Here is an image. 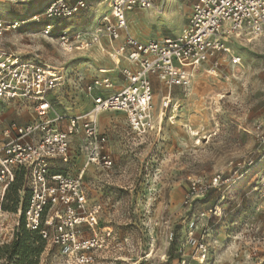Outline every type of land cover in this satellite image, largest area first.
Segmentation results:
<instances>
[{
  "label": "rangeland",
  "instance_id": "obj_1",
  "mask_svg": "<svg viewBox=\"0 0 264 264\" xmlns=\"http://www.w3.org/2000/svg\"><path fill=\"white\" fill-rule=\"evenodd\" d=\"M51 1L0 0V20L23 22L19 29L0 34V55L13 53L89 81L100 69L96 57L110 58V46L107 52L94 46L67 53L56 37L61 32L88 37L105 18L112 21L111 0H90L88 9L65 21L47 19L45 8ZM177 1L166 6L165 0H152L160 15L157 10L130 12L129 33L147 40L181 35L197 0ZM178 9L182 15L176 21ZM35 16L39 19L33 20ZM149 19L152 22H144ZM49 24L55 32L47 37L44 29ZM232 40L221 56V70L201 66L192 73L187 92L173 89L160 135L143 142L131 132L125 115L99 117L100 133L110 138L113 166L93 167L83 178L88 207H101L97 224L83 225L87 237L102 236L99 264H264V34ZM234 57L240 58L239 65ZM154 85L159 114L167 91L157 81ZM54 94L56 115L78 116L91 109L88 96L73 85ZM30 114L0 100V143L4 128L26 123ZM82 142V134L72 138V160L61 167L69 176L75 177L83 165ZM217 173L234 179L224 198L211 192L190 210L185 208L189 181L208 180ZM217 205L221 215L203 216ZM191 238L205 244V259ZM44 248L38 264H64L57 248ZM2 251L0 264L19 259L11 256L12 249Z\"/></svg>",
  "mask_w": 264,
  "mask_h": 264
},
{
  "label": "built area",
  "instance_id": "obj_2",
  "mask_svg": "<svg viewBox=\"0 0 264 264\" xmlns=\"http://www.w3.org/2000/svg\"><path fill=\"white\" fill-rule=\"evenodd\" d=\"M89 1L52 0L45 8V16L49 20H70L88 9ZM110 7L112 21L105 18L88 37L61 32L56 40L65 52L72 53L88 50L107 37L115 43L109 47L110 59L128 63L117 68L123 80L120 88L109 72L101 68L85 81L81 74L73 77L62 69L24 60L13 53L0 55V100L31 111L29 121L13 123L2 131L0 246L15 240L24 219L29 232H37L47 246L59 250L64 264H99L97 253L103 245L102 236L87 237L83 230V225L93 228L97 224L101 209L88 207L83 191L85 173L93 165L106 169L113 166L109 138L99 131V117L106 112L123 113L131 132L143 142L160 135L163 117L173 103L172 91L175 88L188 91L192 66L208 64L213 70H221L227 38H255L264 34V0H197L181 35L145 41L129 33L128 14L135 9L154 7L152 0H111ZM21 25V21L7 24L0 20V34L17 30ZM54 32L51 24L44 29L47 37ZM233 62L239 65L241 60L234 57ZM155 81L167 91L158 116L153 102ZM70 85L81 89L92 100V107L78 116L56 115L54 92ZM79 134L83 135L79 154L86 162L72 177L61 167L70 164L72 138ZM233 180L231 174L225 173H217L208 180L191 179L183 206L190 210L211 192L221 193L224 198ZM19 183V207L7 211V194ZM206 215H221L220 206L203 214ZM193 242L205 259L208 252L205 244Z\"/></svg>",
  "mask_w": 264,
  "mask_h": 264
},
{
  "label": "trees",
  "instance_id": "obj_3",
  "mask_svg": "<svg viewBox=\"0 0 264 264\" xmlns=\"http://www.w3.org/2000/svg\"><path fill=\"white\" fill-rule=\"evenodd\" d=\"M19 187L20 183L8 192L5 199V209L7 207H12L15 211L18 209L17 204L20 201L18 195ZM13 198L15 199L12 200ZM10 200L11 202L9 203ZM44 247L46 248V242L37 232H29L25 228L24 219H22L18 236L15 237V240L12 243L0 246V253H2V250L4 249H12L14 250V254L11 256L19 257L15 264H38L37 258Z\"/></svg>",
  "mask_w": 264,
  "mask_h": 264
},
{
  "label": "crops",
  "instance_id": "obj_4",
  "mask_svg": "<svg viewBox=\"0 0 264 264\" xmlns=\"http://www.w3.org/2000/svg\"><path fill=\"white\" fill-rule=\"evenodd\" d=\"M151 10H153L155 13H156V11H155V9H151ZM156 14H158V13H156ZM160 15V14H159ZM134 15H132L131 16V19L133 20L134 18ZM130 32V31H129ZM135 37V36H134ZM139 39V38H138ZM140 40H143V41H145V40H147V39H145V38H140ZM109 42H110V44H111V46H115V43H113V42H111L110 40H109ZM119 44V43H118ZM103 45H105V47H103ZM98 48H100L101 50H102V52H107V50H105V48L106 47H109V44H108V42H106V41H104L103 42V44L102 45H96ZM110 46V47H111ZM95 61H96V63L99 65V67L101 68V67H104V68H106V69H110L111 68V61H110V59H108L107 58V60H102L101 58H99V57H96V59H95ZM116 66H118L117 68H119V67H126V66H128V63L127 62H125V61H122V66L121 65H116ZM115 69L114 71H109V76H111L112 78H113V80H114V82H115V84H117V88H120L121 86H122V84H123V80H122V78L119 76V74H118V69ZM90 99V98H89ZM90 103H91V107H92V100L90 99ZM90 107V108H91ZM110 113H121V112H106V113H103L102 115H101V117L103 116V115H107L108 116V114H110ZM121 114H123V113H121ZM124 115V114H123ZM109 117V116H108ZM126 117V116H125ZM127 119V118H126ZM128 124V123H127ZM99 128H100V125H99ZM105 135V134H104ZM107 136V135H106ZM108 137V136H107ZM109 138V137H108ZM109 144H110V138H109ZM80 156H82L83 157V159H84V162H83V165H82V167L80 168V169H82L83 168V166H84V164H85V157L83 156V155H80ZM93 167H95V168H97L96 166H91L90 168H88L87 169V171H86V173H85V175H87V173L90 171V169H92ZM80 169L78 170V171H80ZM78 173V172H77Z\"/></svg>",
  "mask_w": 264,
  "mask_h": 264
},
{
  "label": "bare ground",
  "instance_id": "obj_5",
  "mask_svg": "<svg viewBox=\"0 0 264 264\" xmlns=\"http://www.w3.org/2000/svg\"><path fill=\"white\" fill-rule=\"evenodd\" d=\"M175 2H178L177 0H165V4H166V6H170V5H172L173 3H175ZM185 5V4H184ZM109 8L111 9V7L109 6ZM180 9H181V7H179ZM151 9H155L154 7H151L150 9H147V10H143V14H149L152 10ZM180 9H178V11H177V13H176V15H177V20L176 21H178L179 19V17H180V14L182 15V13H181V11H180ZM156 10V9H155ZM182 10V9H181ZM180 11V12H179ZM184 13V12H183ZM158 14H162V13H159L158 12ZM132 16V15H131ZM181 18V17H180ZM144 22H148V23H150V22H152V19H149V20H146V21H144ZM137 23V22H136ZM149 25V24H148ZM185 29V27L183 28V30ZM235 37H237V36H235ZM237 38H239V37H237ZM232 40V37L231 38H227V41H231ZM104 41H106V42H108V44H109V46H111V44H110V42H109V39L107 38V37H103V39H102V41H101V43L100 44H98V45H102L103 44V42ZM233 41V40H232ZM105 50H106V48H105ZM99 58H101L102 60H107V59H103V56H100L99 55ZM108 59H110V58H108ZM110 61H111V68L110 69H106V68H104V67H101V69H103V70H106V71H114L118 66H116L117 64L116 63H118L119 65H120V59H116V62H114V61H112L111 59H110ZM201 69H203V67H201V66H198V65H194V66H192L191 67V73H193V76L195 75L194 73H198V71L199 70H201ZM193 76H192V78H193ZM220 95V94H219ZM158 98L159 97H157L156 98V100H155V102H156V104H157V102H158ZM155 112H156V109H155ZM157 113V112H156ZM158 114V113H157ZM202 123H203V120H202ZM195 131H192V133H194Z\"/></svg>",
  "mask_w": 264,
  "mask_h": 264
}]
</instances>
